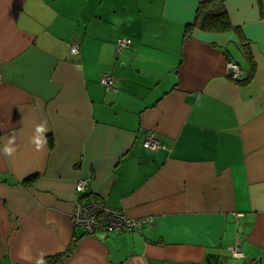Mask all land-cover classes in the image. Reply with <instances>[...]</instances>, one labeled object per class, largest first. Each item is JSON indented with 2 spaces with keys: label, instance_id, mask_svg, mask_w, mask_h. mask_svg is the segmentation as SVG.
Listing matches in <instances>:
<instances>
[{
  "label": "crops",
  "instance_id": "crops-1",
  "mask_svg": "<svg viewBox=\"0 0 264 264\" xmlns=\"http://www.w3.org/2000/svg\"><path fill=\"white\" fill-rule=\"evenodd\" d=\"M211 1L0 0V264H264V0ZM90 196L151 222L84 235Z\"/></svg>",
  "mask_w": 264,
  "mask_h": 264
},
{
  "label": "built area",
  "instance_id": "built-area-1",
  "mask_svg": "<svg viewBox=\"0 0 264 264\" xmlns=\"http://www.w3.org/2000/svg\"><path fill=\"white\" fill-rule=\"evenodd\" d=\"M131 46L128 39H121L117 42V51L122 48ZM75 49V52L73 51ZM78 45L72 42L70 46V53L78 54ZM229 76L232 80H239L243 78V72L239 65L230 63L228 65ZM100 83L107 87L112 84V75L104 73ZM143 146L148 149H155L160 146L158 141L154 138H148ZM87 181L81 180L77 183L76 191L81 193L85 190ZM72 226L79 230L82 234L93 235L96 233H123L134 232L139 230L143 225L150 223V217H143L139 219L127 218L120 209H116L106 205L101 199L90 196L84 200L76 202L73 206V211L70 217ZM235 258L241 257L239 247L231 250Z\"/></svg>",
  "mask_w": 264,
  "mask_h": 264
},
{
  "label": "trees",
  "instance_id": "trees-1",
  "mask_svg": "<svg viewBox=\"0 0 264 264\" xmlns=\"http://www.w3.org/2000/svg\"><path fill=\"white\" fill-rule=\"evenodd\" d=\"M224 1L225 0H213L207 3L200 2L196 10L194 23L204 30H210V31L211 30L213 31L227 30L229 28V23L227 21L225 10H224ZM189 27L190 26L188 25L185 29V36L188 32ZM117 42H116V48H117ZM122 49H125V48H122ZM78 52H79V49H78ZM105 73L111 74L110 72H105ZM240 81H242V79H239L236 82H240ZM113 82L114 81L112 77V84L110 85V87L113 85ZM72 245H74V242H72L70 246Z\"/></svg>",
  "mask_w": 264,
  "mask_h": 264
},
{
  "label": "clouds",
  "instance_id": "clouds-1",
  "mask_svg": "<svg viewBox=\"0 0 264 264\" xmlns=\"http://www.w3.org/2000/svg\"><path fill=\"white\" fill-rule=\"evenodd\" d=\"M75 52V49H73ZM48 129H46L43 123L37 125L35 130V135L31 138L30 143L35 145L37 151L41 150L46 144V136L44 135ZM15 144V138L12 137L9 139L8 144H6L3 148V154L6 156H12L16 151V148L13 146ZM37 264H44L43 258L37 260Z\"/></svg>",
  "mask_w": 264,
  "mask_h": 264
},
{
  "label": "rangeland",
  "instance_id": "rangeland-1",
  "mask_svg": "<svg viewBox=\"0 0 264 264\" xmlns=\"http://www.w3.org/2000/svg\"><path fill=\"white\" fill-rule=\"evenodd\" d=\"M231 63H233V62H231ZM229 64H230V63H229ZM229 64H228V65H229ZM235 64H236V63H235ZM227 68H228V66H227Z\"/></svg>",
  "mask_w": 264,
  "mask_h": 264
}]
</instances>
